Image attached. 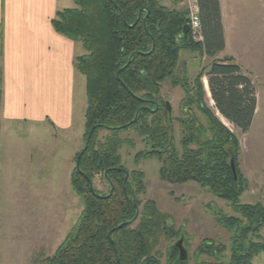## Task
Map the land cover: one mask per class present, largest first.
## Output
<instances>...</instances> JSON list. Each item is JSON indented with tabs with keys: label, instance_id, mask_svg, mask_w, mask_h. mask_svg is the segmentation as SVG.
Segmentation results:
<instances>
[{
	"label": "trees",
	"instance_id": "obj_1",
	"mask_svg": "<svg viewBox=\"0 0 264 264\" xmlns=\"http://www.w3.org/2000/svg\"><path fill=\"white\" fill-rule=\"evenodd\" d=\"M73 1L75 7L58 11L52 26L84 49L74 65L86 79L85 145L93 133L88 148L76 154L71 176L83 211L54 255L37 264H161L156 249L162 240L183 238L154 201L140 199L146 193V176L124 165L122 148H134L136 143L122 138V131L142 138L145 147L136 154V163L157 159L162 181L194 182L229 202L237 213L219 219L232 233L230 247L204 239L196 256L216 262L197 264H253L264 253V205L239 203L247 188L239 169L240 142L206 105L202 84L206 77L220 116L247 133L256 112V90L234 59L216 58L225 49L220 0H197L203 39L199 42L185 31L189 24L185 8H170L160 0ZM182 50L203 52L212 59L193 84L177 76ZM165 84L184 90L177 118L166 106ZM101 130L108 134L99 141ZM97 176L107 182V193L94 186ZM166 250L168 264H187L178 261L176 244H168Z\"/></svg>",
	"mask_w": 264,
	"mask_h": 264
},
{
	"label": "rangeland",
	"instance_id": "obj_2",
	"mask_svg": "<svg viewBox=\"0 0 264 264\" xmlns=\"http://www.w3.org/2000/svg\"><path fill=\"white\" fill-rule=\"evenodd\" d=\"M160 2L170 8H185L189 18L193 0ZM72 5L75 7L74 2ZM179 62L177 76L193 84L196 77L208 69L212 59L203 52L182 50ZM202 84L206 105L238 137L240 134L236 128L215 109L206 77L202 78ZM162 94L171 104L172 116L179 117L180 103L185 95L183 88L165 84ZM194 110L206 124L204 116L196 108ZM76 118L73 128L66 132L56 130L47 123L13 122L7 125L0 118V264H37L51 257L78 221L83 207L72 188L71 176L76 154L85 147L86 129L84 115L78 114ZM175 130L178 143V123H175ZM107 134V130H101L98 140H104ZM121 137L136 143L134 148L124 146L121 154L127 169H138L145 173L146 193L140 199L143 202L154 201L159 211L171 217L175 229L181 230L184 235L183 246L188 251L187 264L215 263L214 258L205 255L198 258L195 253L204 239L230 247L232 233L219 219L236 216L234 208L194 182L168 184L162 181L157 159L135 162L136 154L145 147L142 138L134 131H122ZM93 184L102 193L108 192V184L101 176H97ZM239 203L264 205V188L255 194L246 189L239 197ZM44 222L47 226L46 246L35 242L33 238L34 229H38L39 223L44 227ZM180 240H162L156 249L160 252L161 264H168L167 245L177 244ZM38 248L45 250L34 256V250ZM223 256L228 261L229 250ZM253 261V264H264V253Z\"/></svg>",
	"mask_w": 264,
	"mask_h": 264
},
{
	"label": "crops",
	"instance_id": "obj_3",
	"mask_svg": "<svg viewBox=\"0 0 264 264\" xmlns=\"http://www.w3.org/2000/svg\"><path fill=\"white\" fill-rule=\"evenodd\" d=\"M72 2L0 0L2 123H47L66 132L73 128L78 114L85 118L86 79L74 65L84 49L52 26L56 13L72 8ZM220 6L225 49L216 58L234 59L256 90L250 130L242 133L236 128L240 134L239 169L247 191L255 194L264 188V0H220ZM36 228L35 242L46 246V223ZM43 250H34V256Z\"/></svg>",
	"mask_w": 264,
	"mask_h": 264
},
{
	"label": "water",
	"instance_id": "obj_4",
	"mask_svg": "<svg viewBox=\"0 0 264 264\" xmlns=\"http://www.w3.org/2000/svg\"><path fill=\"white\" fill-rule=\"evenodd\" d=\"M185 31H190V26L187 25L185 27ZM166 106L169 110V113H171L172 111V107H171V104L170 102H166ZM92 133H93V130L91 131L88 139H87V142H86V145L84 147V150H86L90 144V141H91V136H92ZM83 152V151H82ZM231 167H232V171H233V175L235 177V180H237V172H236V167H235V161H234V158H232L231 160ZM77 168H79V160L77 161ZM126 183V181H125ZM176 247L177 249L179 250V259L178 261L179 262H184V261H187L188 260V251L184 248L183 246V239L181 238V240L176 244Z\"/></svg>",
	"mask_w": 264,
	"mask_h": 264
},
{
	"label": "built area",
	"instance_id": "obj_5",
	"mask_svg": "<svg viewBox=\"0 0 264 264\" xmlns=\"http://www.w3.org/2000/svg\"><path fill=\"white\" fill-rule=\"evenodd\" d=\"M188 25L190 26L192 38L196 41H202L201 19L197 0H193Z\"/></svg>",
	"mask_w": 264,
	"mask_h": 264
}]
</instances>
